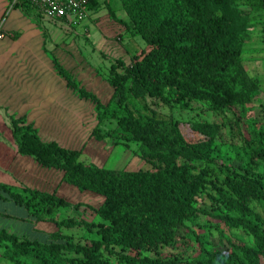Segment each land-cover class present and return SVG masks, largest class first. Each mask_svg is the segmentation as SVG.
<instances>
[{
    "label": "trees",
    "instance_id": "1",
    "mask_svg": "<svg viewBox=\"0 0 264 264\" xmlns=\"http://www.w3.org/2000/svg\"><path fill=\"white\" fill-rule=\"evenodd\" d=\"M11 1L26 14L33 7L28 0ZM120 1L127 14L120 23L146 45L136 50L131 64L111 60L102 74L114 88L108 104L48 52L68 85L95 104L98 122L91 137L105 141L116 136L114 144L139 142L144 147L139 154L149 166L115 169L83 162L80 149L43 141L25 118L10 116L21 154L63 171L65 182L99 194L104 201L96 208L56 192L0 183L1 197L25 207L34 222L57 226L43 238L0 227L3 254L12 264H264V122L246 121L243 110L235 124L229 122L240 141L229 146L237 162L220 164L218 171L193 160L211 158L224 123L205 121L208 139L189 141L181 120L151 103L153 99L189 107L200 102L216 113L248 103L260 85L246 72L240 49L231 44L237 33L234 4L264 9V0ZM101 5L94 0L89 10L98 11ZM42 16L35 15L39 25ZM42 28L48 43L51 39ZM106 119L115 120L116 126L104 131ZM203 197L210 201L209 211L217 213L197 206ZM82 206L91 208L100 221L62 216L64 208ZM200 213L217 214L242 236L220 234L219 244L208 247L203 235L189 226ZM76 227L93 236L80 241L64 231Z\"/></svg>",
    "mask_w": 264,
    "mask_h": 264
},
{
    "label": "crops",
    "instance_id": "2",
    "mask_svg": "<svg viewBox=\"0 0 264 264\" xmlns=\"http://www.w3.org/2000/svg\"><path fill=\"white\" fill-rule=\"evenodd\" d=\"M12 5L11 0H0V21L7 13L1 27L5 36L0 38V183L56 192L71 202L87 199L89 192L99 196L97 199L104 198L65 182L63 171L45 167L35 157L21 154L10 116L25 118L27 123L37 129L43 141H56L63 147L80 149L83 162L96 163L93 157L102 156L106 147L100 140L91 137L98 122L95 104L80 97L67 80L59 75L48 51H52L85 88L96 94L104 104H108L114 93L113 86L102 75L112 59L109 61L106 54H101V50L93 46L90 51H98L100 61L91 60L85 54L87 48L81 50L73 43L60 44L53 26L47 28L36 21L35 15L40 13L37 8L31 6L30 13L26 14L21 8ZM125 14L124 11L122 15ZM42 26L49 34L51 45L46 43ZM102 58L109 62L104 63ZM97 165L107 167L99 163ZM0 200L10 199L0 195ZM0 215L4 213L0 212ZM29 216L24 220L32 224L34 232L45 237L57 230L53 222H34Z\"/></svg>",
    "mask_w": 264,
    "mask_h": 264
},
{
    "label": "rangeland",
    "instance_id": "3",
    "mask_svg": "<svg viewBox=\"0 0 264 264\" xmlns=\"http://www.w3.org/2000/svg\"><path fill=\"white\" fill-rule=\"evenodd\" d=\"M101 2L102 7L98 11L95 9L89 10L88 15L77 25H71L70 23L49 19L44 16L41 18L40 22L47 28L51 26L54 27L57 40L60 44L69 45L73 43L74 46L79 47L81 50L87 48L88 51H85V54H87V56L89 55V58L93 61H100L101 57L98 51L94 53L90 51L92 46L101 50V54H106L109 61L110 59L121 58L126 64H131L136 50L145 47L146 44L139 35L133 36L128 34L124 26L120 23L119 18L121 16H126V14L122 15L125 10L120 0H102ZM107 6H111L115 9L114 12H117V15H111ZM234 7L237 9L234 12V17L237 21V33L236 37L231 41V44L240 49L242 64L249 77L259 82L260 90L254 93L248 103L234 106L229 110L222 111V113L208 110L207 107L200 102H192L189 107H171L158 100L152 99L151 101L152 106L162 113L181 120V129L189 141L197 142L208 139L209 132L205 128V121L218 120L224 123L221 128V134L214 139L215 149L211 158L208 160H193L194 164L197 166L214 168L218 171H220V164H235L237 162L229 146L231 142L239 143L240 141L238 136H236L237 128L234 127L236 133L232 134V127L230 129L231 123L229 122L235 124L234 120L237 115H240L241 110L244 112L246 111V121L252 122L253 120H259L260 122H264L262 108L264 106V9L252 8L243 3L239 6L234 4ZM187 11H189V9H187ZM51 43L52 42L49 41L47 44L51 45ZM103 61L104 63L109 62L107 59H103ZM104 123V131H108L116 126V122L113 119H106ZM246 126L247 125H245V127ZM115 139H117L116 136L112 140L110 137H107L105 141L102 140L101 143L106 147L105 151L102 153V156L93 157L96 163L93 161L91 163L96 165L99 163L100 165H107V167L115 169H131L149 166L139 154V152L142 153L144 150V147L139 142L114 144L113 142H115ZM223 141L227 143H223ZM237 146L238 145L235 144L234 148H237ZM253 171L255 172L256 170L254 169ZM97 197L99 196L89 192V197L87 199L83 198L84 200H81L82 198H80L78 201H83L97 208L104 201V198L97 199ZM201 200H199L197 206L205 207V209L209 211V208H207L210 206L209 199L203 197ZM0 212L4 213L3 216L0 215V227L7 228L14 232L26 233L30 236H34L35 233L36 235L34 237H44L34 232L32 224L24 220L29 216V212L25 207L11 200H0ZM209 212L217 213L216 211L213 212L211 209ZM62 216H76L88 221H100V217L88 206L64 208L62 210ZM189 226L203 235L202 240L208 247L219 244L220 234L231 237H238L241 235L240 232L231 231L223 220L217 217V214L200 213L194 222H189ZM64 231L73 235L75 240L80 241H84L85 238L93 236L92 233L82 227L65 228ZM179 247L180 251L184 248L182 246ZM186 249L184 252L187 254L188 247ZM189 249L190 253H193L192 248L189 247ZM3 252L4 249L0 245V264H12Z\"/></svg>",
    "mask_w": 264,
    "mask_h": 264
},
{
    "label": "built area",
    "instance_id": "4",
    "mask_svg": "<svg viewBox=\"0 0 264 264\" xmlns=\"http://www.w3.org/2000/svg\"><path fill=\"white\" fill-rule=\"evenodd\" d=\"M33 7L46 18L61 20L71 25L79 24L89 12V5L94 0H28ZM4 23L0 21V38L5 36L1 31Z\"/></svg>",
    "mask_w": 264,
    "mask_h": 264
}]
</instances>
